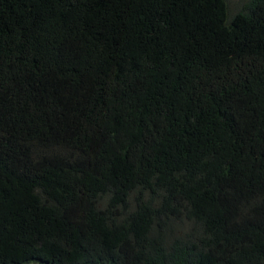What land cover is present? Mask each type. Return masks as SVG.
I'll return each mask as SVG.
<instances>
[{"label":"trees","instance_id":"obj_1","mask_svg":"<svg viewBox=\"0 0 264 264\" xmlns=\"http://www.w3.org/2000/svg\"><path fill=\"white\" fill-rule=\"evenodd\" d=\"M0 0V264H264V0Z\"/></svg>","mask_w":264,"mask_h":264},{"label":"rangeland","instance_id":"obj_2","mask_svg":"<svg viewBox=\"0 0 264 264\" xmlns=\"http://www.w3.org/2000/svg\"><path fill=\"white\" fill-rule=\"evenodd\" d=\"M237 4L236 0H229V7L232 9L234 5Z\"/></svg>","mask_w":264,"mask_h":264}]
</instances>
